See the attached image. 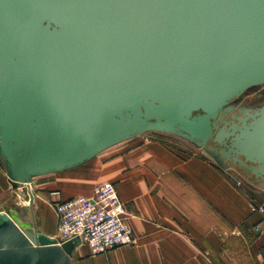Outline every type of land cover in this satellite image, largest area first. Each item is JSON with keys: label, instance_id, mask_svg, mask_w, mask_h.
<instances>
[{"label": "water", "instance_id": "obj_1", "mask_svg": "<svg viewBox=\"0 0 264 264\" xmlns=\"http://www.w3.org/2000/svg\"><path fill=\"white\" fill-rule=\"evenodd\" d=\"M261 83L264 0H0V159L15 185L156 130L264 190V104L222 116ZM8 214L0 264H71L78 241Z\"/></svg>", "mask_w": 264, "mask_h": 264}, {"label": "crops", "instance_id": "obj_2", "mask_svg": "<svg viewBox=\"0 0 264 264\" xmlns=\"http://www.w3.org/2000/svg\"><path fill=\"white\" fill-rule=\"evenodd\" d=\"M136 137L78 165L33 176V186L13 184L0 159V212L14 221L22 213L39 234L53 237L57 218L50 202L88 195L110 181L124 202L133 242L103 254L74 246L71 264H264V215L252 210L263 189L238 186L205 154L153 139L132 141Z\"/></svg>", "mask_w": 264, "mask_h": 264}, {"label": "built area", "instance_id": "obj_3", "mask_svg": "<svg viewBox=\"0 0 264 264\" xmlns=\"http://www.w3.org/2000/svg\"><path fill=\"white\" fill-rule=\"evenodd\" d=\"M50 204L57 218L58 244L78 241L77 245H86L92 253L103 254L133 242L124 202L110 181L96 184L88 195L56 199ZM252 210L264 215V199L253 202ZM255 229L263 231L258 224Z\"/></svg>", "mask_w": 264, "mask_h": 264}, {"label": "rangeland", "instance_id": "obj_4", "mask_svg": "<svg viewBox=\"0 0 264 264\" xmlns=\"http://www.w3.org/2000/svg\"><path fill=\"white\" fill-rule=\"evenodd\" d=\"M263 104H264V83H261V84H257V85H253V86L248 87L239 96L232 99L227 105H225L223 107V111L228 110L227 112H229V113L232 111L235 113H241V111H243V110H250V109L259 108ZM136 136L137 137L134 138V140H132V141H136V140H139L142 138L143 139L144 138L153 139V140L160 141L161 143H163L164 145H166L168 147L176 148V149L181 150V151L186 152V153L196 152V153L205 154L212 161L216 162L217 164H219L220 166L225 168V171L228 173V175L233 177V179L235 181H238V186L248 187L249 189H253V190L258 189L254 184H252L250 182V180L247 177H245L242 174L241 168H240V170H241L240 171L236 167L234 168L232 166H227L226 163L224 161L220 160L216 155H212L210 152L205 150L202 146L191 141L190 139H187L183 136L176 135L173 133H169V132H165V131H156V130L145 131V132L138 134ZM210 144L214 145L213 142ZM36 180H37V178H36ZM32 181H34V180H32ZM35 184H37V181L32 182V186ZM19 185L21 187L23 186L21 183H19ZM15 188H18V186H16ZM27 203H29L28 199H27ZM50 207H51V205H50ZM20 215L19 216L17 215V216L19 218H21V220L20 221L15 220V223L19 227L21 226L20 227L21 229L25 230L27 226H31V223L28 221L26 216H24V214L20 213ZM13 218L15 219V217H13ZM19 222L24 223V225L22 223H19ZM5 226L6 225L0 221V227H5ZM45 236H47V235H45ZM56 236H57V234H55V236H53V237H49V236H47V237H49L51 239H55Z\"/></svg>", "mask_w": 264, "mask_h": 264}, {"label": "flooded vegetation", "instance_id": "obj_5", "mask_svg": "<svg viewBox=\"0 0 264 264\" xmlns=\"http://www.w3.org/2000/svg\"><path fill=\"white\" fill-rule=\"evenodd\" d=\"M255 109H258V108H255ZM255 109H251V110H255ZM244 111H245V110L241 111V113H235V112H233V111L230 112V113H229V112H225V113L222 114V116H223V118H224L225 120L229 121L232 115H242ZM210 143H212L211 140L209 141V144H210Z\"/></svg>", "mask_w": 264, "mask_h": 264}, {"label": "bare ground", "instance_id": "obj_6", "mask_svg": "<svg viewBox=\"0 0 264 264\" xmlns=\"http://www.w3.org/2000/svg\"><path fill=\"white\" fill-rule=\"evenodd\" d=\"M30 200V198L28 199V201ZM21 227V226H20ZM21 229V228H20ZM22 231H24V232H26V229L24 230V229H21Z\"/></svg>", "mask_w": 264, "mask_h": 264}]
</instances>
